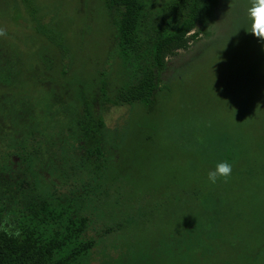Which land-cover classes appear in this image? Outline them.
Instances as JSON below:
<instances>
[{"label":"rangeland","instance_id":"obj_1","mask_svg":"<svg viewBox=\"0 0 264 264\" xmlns=\"http://www.w3.org/2000/svg\"><path fill=\"white\" fill-rule=\"evenodd\" d=\"M106 1L13 0L9 15H0L4 37L21 46L33 44L31 53L49 42L60 48L67 71L75 51L84 61H100L105 71V89L97 91L94 111L104 121L105 156L128 162V174L120 179L127 198L119 203L112 190L100 217H93L92 264H264V41L248 32L252 0H218L214 21L198 23L191 33L198 36L167 55L152 110L102 101L117 89L121 64L118 16L115 10L106 12ZM147 1L162 8L169 0ZM36 60L30 73L39 71ZM133 64L123 72L135 82ZM52 80L35 76L33 91H24L32 100L26 114L44 136L68 133L75 112L47 100ZM142 115L148 124L153 118L154 129L143 126ZM17 146L11 131L0 151ZM46 152L45 163L36 168L43 188L79 195L82 184L88 186L86 176L78 182L88 169L81 151L72 146L58 158ZM221 161L232 165L231 175L211 184L208 173ZM128 187L138 199L128 198Z\"/></svg>","mask_w":264,"mask_h":264},{"label":"trees","instance_id":"obj_2","mask_svg":"<svg viewBox=\"0 0 264 264\" xmlns=\"http://www.w3.org/2000/svg\"><path fill=\"white\" fill-rule=\"evenodd\" d=\"M12 4L13 0H0V15H9ZM104 6L106 12H117L114 27L121 64L114 81L117 89L112 95H102V101L113 106L139 104L152 110L158 103L155 93L160 73L167 68V55L185 49L188 39L198 36L191 35L198 23L214 21L218 0H169L162 8L147 0H107ZM47 43L36 45V52L31 53L33 44L21 46L0 37V142L13 131L19 144L10 152L0 151V264H92L97 248V240L90 235L93 217H100L99 208L113 195L112 190L119 203L127 198L120 190L125 187L120 179L128 174V162L114 163L105 156L104 121L94 111L93 104L100 97L96 93L105 89L101 62L84 61L83 53L75 51L76 61L67 71L60 48ZM34 59L39 66L35 74L29 71ZM131 60V75L139 77L135 82L123 72ZM40 75L53 79L45 89L47 100L75 109L65 135L44 136L33 127L31 113L26 114L32 103L28 97L33 91L32 78ZM143 119L144 127L155 128L153 118L149 124ZM42 137L46 140H40ZM72 146L86 160L87 172L78 182L86 176L88 186L82 184L79 195L46 191L36 169L45 163V152L58 158ZM132 195L136 192L128 187V198ZM141 198L154 203L149 196ZM14 232L19 235H10Z\"/></svg>","mask_w":264,"mask_h":264},{"label":"clouds","instance_id":"obj_3","mask_svg":"<svg viewBox=\"0 0 264 264\" xmlns=\"http://www.w3.org/2000/svg\"><path fill=\"white\" fill-rule=\"evenodd\" d=\"M247 17L250 21V31L254 37L264 41V0H252L251 6L247 9ZM6 33L0 31V37ZM232 165L227 161H221L215 164L214 170L208 173L207 179L211 184H215L218 178L225 180L231 175ZM18 236L19 232L10 233Z\"/></svg>","mask_w":264,"mask_h":264}]
</instances>
